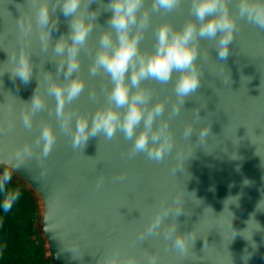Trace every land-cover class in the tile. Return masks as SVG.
<instances>
[{
  "label": "water",
  "instance_id": "95a60500",
  "mask_svg": "<svg viewBox=\"0 0 264 264\" xmlns=\"http://www.w3.org/2000/svg\"><path fill=\"white\" fill-rule=\"evenodd\" d=\"M108 2L97 0L89 5V11H99L97 28L88 42L92 51L97 47L101 31L108 28L111 12L103 8ZM235 2L232 0L230 5L233 13ZM31 15L26 0H0V74L10 67L3 64L8 59L6 53L17 52L21 45L17 20ZM56 16L59 25L52 32L53 42L69 31L67 19L59 9ZM191 18L187 4L167 16L154 14L141 49L152 50L155 42L152 30L160 23L167 21L180 27ZM30 51L37 68L30 83L13 81L8 73L0 77L3 81L0 82V128L4 129L0 134V175L5 170L11 171L12 180L35 200V232L43 244L47 264H103L106 254L113 249H119L122 257L134 256L140 264H144L146 253L159 254L161 264H245V255H250L247 264H264V31L238 21L226 61L218 60L214 41H201L197 61L202 72L201 86L195 95L185 99L180 115L170 123L177 150L187 153L194 149L193 156L184 164L187 178L180 172L177 178L170 174L177 163L173 159L160 164L149 162L143 155L125 159L131 145L119 134L112 141L92 138L83 151H73L71 138L59 134L46 160L38 162L39 149L33 147V157L18 169L13 167L16 161L10 158L12 154L25 144L34 145L42 124L57 127L54 116L48 112L34 118L31 131L25 130L21 123L24 102L33 96L37 79L43 92L45 71L55 75L57 65L51 60L59 59L51 49L48 53L40 52L35 36ZM90 63V57L82 52L79 75L85 80L86 88L68 107L74 113L94 112L103 105L105 93L111 89L106 75L89 76ZM143 87L152 91V103L166 101L167 116L176 102L173 84L145 81ZM89 92H95V102L89 100ZM54 107V100L49 98V110ZM195 109H199L204 123L211 124L212 135L206 148L197 144L195 131L190 139L193 145L182 139L183 129L191 122ZM9 125L14 127L9 130ZM202 126L194 127L198 130ZM233 153L240 158L231 159ZM121 174H126L127 180L115 182L114 178ZM100 177L103 186L97 190L95 185ZM245 180L250 183L245 185ZM190 193H195L202 202ZM180 194L186 215L177 218L179 231H193L197 237L189 255L182 259L170 245L165 251V242L160 238L133 246L137 233L155 208L161 202L171 204ZM237 195L239 207L232 204L224 209L225 200ZM233 230L237 236L232 240ZM73 247L83 255L82 260L71 258L67 249Z\"/></svg>",
  "mask_w": 264,
  "mask_h": 264
},
{
  "label": "clouds",
  "instance_id": "9594fccd",
  "mask_svg": "<svg viewBox=\"0 0 264 264\" xmlns=\"http://www.w3.org/2000/svg\"><path fill=\"white\" fill-rule=\"evenodd\" d=\"M96 2L97 0H26L32 15L17 20L21 45L17 52L11 55L6 53L8 59L3 64H10V67L0 77L8 73L13 81L19 79L24 85L30 83L34 70L37 69L30 51L33 36L39 43L40 52L48 53L51 49L53 56L59 58L50 59L56 62V73L53 75L45 71L46 87L43 92L40 91V81L37 79L38 85L33 96L28 102L23 101L26 107L21 113V123L25 130L31 131L34 118L40 113L48 112L50 116H54L57 127L50 123L42 124L34 145L25 144L12 154L10 158L16 161L13 167L18 169L25 160L31 159L34 155L33 147L39 149L37 161L46 160L56 145L59 134L71 138L73 151H83L92 138L103 137L106 141H112L119 134L131 145L125 159L131 160L143 155L149 162L157 164L173 159L177 163L170 169V174L177 178V173L180 172L187 178L184 164L193 156L194 149L187 153L177 150L170 123L180 115L185 99L195 95L201 86L202 72L197 62L201 55V41H214L218 60L226 61L230 55L229 46L233 44L238 31V21L264 31V0H236L235 13L230 7L232 0H109L103 5L104 11L111 12L107 21L108 28L101 31L97 47L92 51L88 48V42L97 28L95 21L99 11H89V5ZM185 4L188 5L189 16L193 18L180 27L167 21L160 23L152 30L155 41L152 50L143 51L141 43L152 27V16H167ZM58 9L67 19L69 31L53 42L52 32L59 25L56 16ZM82 52L91 60L89 76L103 74L111 83V89L105 93L103 105L90 114L68 110L86 88L85 80L79 75ZM145 81H154L160 85L173 84L176 102L172 104L167 116L166 101L157 100L152 103L153 93L143 87ZM0 82L3 83L2 80ZM49 98L55 102L54 110L51 111L48 108ZM88 98L95 102V92H89ZM192 117L191 122L183 129L182 139L192 144L190 139L195 131L198 136L197 144L206 148L208 138L212 135L211 124L204 123L199 109L193 110ZM197 124L203 126L196 130L194 126ZM12 127L14 126L9 125V130ZM3 132L4 129L0 128V134ZM239 158L235 153L231 156V159ZM11 179L12 173L9 170L0 175L4 212L10 211L20 196L19 190L8 188ZM126 180V174L114 178L117 183ZM249 183L248 180L244 181L245 185ZM102 186L103 177H100L95 187L100 190ZM190 194L196 198L195 193ZM239 199L238 195L229 196L224 202V209L225 206L229 209L232 204L239 207ZM181 215H186L183 194L177 195L171 204L161 202L144 222L133 246L160 238L165 242V251L169 250L170 245L171 250L179 257L186 258L197 237L193 231H179L177 218ZM233 231L235 235L232 240L237 236V232ZM205 244L204 241V246ZM67 252L73 260L83 258L76 247L67 249ZM249 258L250 255L243 257L245 264ZM103 264L140 262L134 256L122 257L119 249H113L106 254ZM144 264H161L159 254L146 253Z\"/></svg>",
  "mask_w": 264,
  "mask_h": 264
},
{
  "label": "trees",
  "instance_id": "16d2710c",
  "mask_svg": "<svg viewBox=\"0 0 264 264\" xmlns=\"http://www.w3.org/2000/svg\"><path fill=\"white\" fill-rule=\"evenodd\" d=\"M11 190H19L20 196L10 211L4 212L2 207L3 196L0 195V264H33L39 250L31 246L30 236L35 218L34 199L18 183L11 179L8 184ZM32 253L23 260V250Z\"/></svg>",
  "mask_w": 264,
  "mask_h": 264
},
{
  "label": "rangeland",
  "instance_id": "374dc122",
  "mask_svg": "<svg viewBox=\"0 0 264 264\" xmlns=\"http://www.w3.org/2000/svg\"><path fill=\"white\" fill-rule=\"evenodd\" d=\"M34 210H35V218L33 219V230H32V235L30 236V244L29 247L34 246L37 248V250H39V255H37L36 259H32V263L33 264H47L46 263V259H45V253L43 250V244L41 242V239L39 238V236L37 235V233L35 232V225H36V217H37V205L36 202L34 200ZM23 260H26L27 256L30 255V253H32L30 250H23ZM33 254V253H32ZM9 264H14V263H10ZM27 264V263H25Z\"/></svg>",
  "mask_w": 264,
  "mask_h": 264
}]
</instances>
